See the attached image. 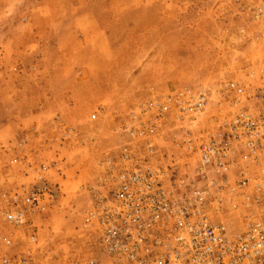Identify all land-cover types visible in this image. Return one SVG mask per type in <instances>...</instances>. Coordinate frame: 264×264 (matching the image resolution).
Masks as SVG:
<instances>
[{
  "label": "built area",
  "instance_id": "built-area-1",
  "mask_svg": "<svg viewBox=\"0 0 264 264\" xmlns=\"http://www.w3.org/2000/svg\"><path fill=\"white\" fill-rule=\"evenodd\" d=\"M231 2L264 20V0ZM110 116L114 143L74 187L93 251L73 264H264V54L214 87L151 91ZM50 129L3 145L0 264H46L32 253L39 224L67 202V156L93 146L59 116Z\"/></svg>",
  "mask_w": 264,
  "mask_h": 264
},
{
  "label": "rangeland",
  "instance_id": "rangeland-1",
  "mask_svg": "<svg viewBox=\"0 0 264 264\" xmlns=\"http://www.w3.org/2000/svg\"><path fill=\"white\" fill-rule=\"evenodd\" d=\"M263 54L264 20L235 13L231 0H0V180L3 145L18 132L49 134L59 116L94 140L67 156L77 174L61 212L39 224L33 256L73 264L93 251L79 235L85 202L74 187L114 143V109L151 91L214 87ZM98 103L104 114L89 121Z\"/></svg>",
  "mask_w": 264,
  "mask_h": 264
}]
</instances>
